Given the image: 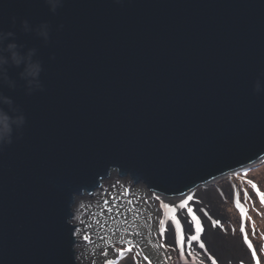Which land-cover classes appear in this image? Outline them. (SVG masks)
<instances>
[{"label": "water", "instance_id": "1", "mask_svg": "<svg viewBox=\"0 0 264 264\" xmlns=\"http://www.w3.org/2000/svg\"><path fill=\"white\" fill-rule=\"evenodd\" d=\"M264 157V0H0V264H78L113 168L179 195Z\"/></svg>", "mask_w": 264, "mask_h": 264}, {"label": "rangeland", "instance_id": "2", "mask_svg": "<svg viewBox=\"0 0 264 264\" xmlns=\"http://www.w3.org/2000/svg\"><path fill=\"white\" fill-rule=\"evenodd\" d=\"M111 172L113 175L109 181L103 180V186L96 188L89 196L86 195V198L81 196L82 199L74 207L71 223L76 226L74 247L78 264H105L100 250L109 252L107 259L112 260L116 253L110 251V248L117 244L125 248L134 247L135 264H220V257L215 251L207 248L208 255L210 254V257H207L204 254H207V251L200 248L201 242H193L191 236H187V240H191L200 251L188 243L183 249H180L179 244H175L176 251L168 246L173 242V234L167 231L168 223L171 220L175 224L172 217L176 213L171 207L164 208L163 205L172 201L179 204L188 196H192V200L197 202L199 198L195 193L199 188H209L205 192L207 197L205 196L203 206H208L207 198L215 199L213 203H218L219 212L227 215L225 220H220L218 226L224 225L220 230L226 237L231 234V239V236L236 235L239 245L245 248L246 253L249 250L248 263L256 264L258 257L261 264H264V157L251 165L230 170L214 178L186 197H175L152 189L142 181H134L127 174L118 176L115 170ZM172 196L174 198H171ZM105 200H110L111 207L104 203ZM192 209L195 215L200 214L202 218L205 216L203 210ZM212 210L213 212L208 209L213 213L210 216L215 222L220 216ZM185 216L184 212V217L179 215V218L187 230ZM189 217L192 220L191 215ZM189 217L187 215V220ZM204 228L205 226L202 227L203 230ZM176 232L177 229L175 239ZM85 235L91 239H84ZM194 235L200 237L207 246L201 236L195 233ZM100 237L104 239L101 240ZM249 244L252 245L251 248ZM228 253L231 251L228 250Z\"/></svg>", "mask_w": 264, "mask_h": 264}, {"label": "bare ground", "instance_id": "3", "mask_svg": "<svg viewBox=\"0 0 264 264\" xmlns=\"http://www.w3.org/2000/svg\"><path fill=\"white\" fill-rule=\"evenodd\" d=\"M113 170H115V172H116V175H118V176H124V174H120V173H118V169L117 168H113V169H110L108 172H110V173H108V175L107 176H105V177H103V178H101L100 179V185H99V188L101 187V186H103V180L105 181V180H107V181H109L111 178H112V172L111 171H113ZM227 173V172H226ZM225 174V173H224ZM127 176L129 177V178H131V176L130 175H128L127 174ZM217 177H219V176H216V177H214V178H217ZM213 178V179H214ZM213 179H210V181L211 180H213ZM210 181H208V182H206V183H204V184H201V185H196L195 187H192L189 191H187V192H185V193H183V194H179V195H175V197L176 196H178V197H186V195H189V194H193V191L196 189L197 190V188L198 187H202V186H205V185H207V183H209ZM106 185V184H105ZM98 188V187H97ZM96 189V188H95ZM94 189V190H95ZM102 189H103V187H102ZM209 188H207V189H198V191L195 193V196L197 197V198H199V200L196 202L195 200H192V201H190V202H188L189 203V206L191 207V208H194V209H201V210H203L202 212H204L205 213V216L202 218L201 216H200V214H199V216L198 215H196L197 216V218L200 220V222H201V225H202V227H204L205 226V228H204V230L202 231V232H199V231H197L196 230V228H195V226H193V228H192V232L191 233H188L187 231H186V229H185V232H184V234H185V236L187 237V236H191V235H194V233L195 234H197V235H199V236H201L203 239H204V241L206 242V244H207V246L201 241V239H200V237H199V240H198V242H201V244H203L204 245V247H200L201 249H203V250H205V251H207V254L204 252V254L205 255H207V257L210 255H208V253H209V251L207 250V248L210 250V251H215L216 253H217V255L220 257L219 258V263L220 264H249L248 263V261H247V256H250V253H248L249 252V250H247L248 252V255H246L247 253H246V250H245V248L244 247H241L240 245H239V243H238V241L236 240V235L234 236H231L232 238L230 239V235H229V237H226V235H225V233L222 231V230H220V228H223V227H225L224 225L223 226H218V225H220V220H225L226 218H227V215L225 214V213H220L219 212V205H218V203H216V204H214L213 202L215 201V199H210V198H207V205L208 206H203L202 204L205 202L204 201V199H206L205 198V192L208 190ZM195 190V191H196ZM89 196L90 194L88 193V192H84V195L82 196V198H86L85 196ZM81 196H79V197H76L75 198V200H74V204H73V207H75V205L77 204V202L80 200V199H82L81 198ZM158 196H160V195H158ZM207 197V196H206ZM171 198H174V196H172ZM215 198V197H214ZM182 199V198H181ZM219 201V200H218ZM220 202H221V200H220ZM196 205V206H195ZM205 205V204H204ZM195 206V207H194ZM210 210V211H212L213 212V210L212 209H214L215 211H214V213L216 214V215H218V216H220V217H218L219 219L217 220V221H213L212 220V218L213 217H211L210 216V214H211V212L210 211H208V209ZM218 208V209H217ZM222 209V208H221ZM76 212V211H75ZM201 213V212H200ZM213 214V213H212ZM211 214V215H212ZM179 215L180 216H182V217H184V211H181L180 213H179ZM188 217H189V215H188ZM191 218H192V216H191ZM187 221H191V219H190V217H189V219L187 220ZM183 223V222H182ZM186 227L188 228V224H186ZM75 228H76V226L74 227V233H75ZM177 229V232H176V239H177V243L176 244H179V240H180V238H179V234H180V232H181V230L179 229V228H176ZM175 229V230H176ZM225 229V228H224ZM226 232V231H225ZM228 233H229V231H228ZM168 237H170V233L168 234ZM198 237V236H197ZM187 239H188V237H187ZM194 242V241H193ZM193 242L191 241V240H187V242L186 243H188V245H190V246H192V247H194L195 249H198L194 244H193ZM243 242V241H242ZM241 244V243H240ZM243 245V244H242ZM247 248V247H246ZM199 250V249H198ZM202 250V251H203ZM228 250H230L231 251V253H228ZM200 251V250H199ZM201 251V252H202ZM210 257V256H209Z\"/></svg>", "mask_w": 264, "mask_h": 264}, {"label": "snow or ice", "instance_id": "4", "mask_svg": "<svg viewBox=\"0 0 264 264\" xmlns=\"http://www.w3.org/2000/svg\"><path fill=\"white\" fill-rule=\"evenodd\" d=\"M253 187H255V185H253ZM192 199H193L192 196H188L186 198V200L182 199L179 204H177L175 201H172V202H170V204H164L163 205L164 208L171 207L173 209V211L176 213V215L174 217H172V220L175 221V224H173L170 220L168 223V229H167L168 232H171L173 234L172 245H168L169 247H172L173 251L177 250L174 247V245L177 243V241L175 239V229L176 228H179L181 230V238L179 240L180 249H183L186 247L187 237L184 235V232H185L184 225L179 218V213L181 211H184L186 213L185 222L188 224V228L186 230L188 233L192 232L193 226H195L197 231L203 230L200 220L196 217V215L193 212V209L189 206L188 201H191ZM262 200H264V197H262ZM104 203L109 204V206L111 207L110 200H105ZM99 206L100 205H98V207ZM81 207H84V205H81ZM102 211H103V209H102ZM187 215L192 216L191 221H187ZM84 239L90 240L91 237L85 235ZM100 239L103 240L104 238L100 237ZM191 240L192 241H198L199 237H197L196 235H191ZM162 247H163V245H162ZM200 247H204V245L201 244ZM249 247L251 248L252 245L249 244ZM100 251H101V254L105 258V264H122V262H123V264H135L136 257L133 255L134 247L125 248V247L120 246L119 244L111 246L110 251H114L116 253V255L113 257L112 260L107 259L109 252H105L103 249H101ZM126 253H127V255H126ZM255 255H256V253H254V256ZM256 264H261V260L258 257L256 259Z\"/></svg>", "mask_w": 264, "mask_h": 264}]
</instances>
